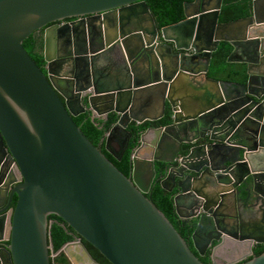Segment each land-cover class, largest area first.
Returning a JSON list of instances; mask_svg holds the SVG:
<instances>
[{
    "label": "water",
    "instance_id": "95a60500",
    "mask_svg": "<svg viewBox=\"0 0 264 264\" xmlns=\"http://www.w3.org/2000/svg\"><path fill=\"white\" fill-rule=\"evenodd\" d=\"M221 5L186 2L182 20L158 29L145 0H0V264H51L50 214L111 264H204L146 196L156 163L167 166L161 187L177 191V217L196 220L198 255L228 234L219 225L232 218L219 210L227 178L264 200V0L230 22L218 21ZM41 29L43 70L23 47ZM220 41L232 47L228 62L245 64L244 83L207 75ZM115 49L121 60L108 72ZM197 75L201 94L189 89ZM166 108L168 125L139 132L128 175L72 118L115 114L102 141L119 160L128 125ZM233 236L264 244L249 231ZM238 264H264V251Z\"/></svg>",
    "mask_w": 264,
    "mask_h": 264
},
{
    "label": "trees",
    "instance_id": "16d2710c",
    "mask_svg": "<svg viewBox=\"0 0 264 264\" xmlns=\"http://www.w3.org/2000/svg\"><path fill=\"white\" fill-rule=\"evenodd\" d=\"M190 1L192 0H145L158 29L182 20L184 17L183 5L184 3ZM250 15L251 0H222L218 21L230 22L248 17ZM23 47L27 50L28 54L31 56L34 62L43 70L44 60L42 54V30L29 35L23 41ZM231 50L232 47L228 42H219L215 51L212 52L207 75L218 80L244 83L247 77L246 66L243 63H233L227 61L228 55ZM72 118L85 134V136L95 146H98L100 139L103 137V134L111 128L112 124L116 121L117 116L111 113L107 120H103L100 118L92 119L90 113L86 111L77 116H73ZM169 122L170 111L167 108L162 118L156 121H145L138 126L134 123H131L129 125V131L134 135L132 137V139H134L137 138L139 131L144 130L148 126L158 127L166 125ZM133 143L134 142H130V145H133ZM187 148V146H184L183 154L186 153ZM129 149H127L120 160H116L113 157L109 156L103 148H101V151L123 174L128 175L130 169ZM156 167L159 169V171L157 169V173L155 175L153 183L146 196L149 197L150 200H152V202L155 204V206L165 214L174 228L181 234L186 242L189 243L188 239L195 227L196 220H184L177 217L174 209L172 193L166 191L160 185V173L162 172L161 168H159L160 164L157 163ZM47 222L49 226L47 232V243L49 246L51 245L53 250H56L70 238L67 232H71L72 229L56 215H48ZM93 251L97 257L105 261V259L97 250L93 248ZM263 251L264 246H261L254 250V255H258ZM197 257L204 264H209L207 255H197Z\"/></svg>",
    "mask_w": 264,
    "mask_h": 264
},
{
    "label": "flooded vegetation",
    "instance_id": "af4514ba",
    "mask_svg": "<svg viewBox=\"0 0 264 264\" xmlns=\"http://www.w3.org/2000/svg\"><path fill=\"white\" fill-rule=\"evenodd\" d=\"M64 22H71V19H67ZM41 30H42V39H43V29ZM105 58L109 59V61L113 64L116 63L118 64L120 63L119 60H121V55L115 49L114 52H110V51L107 52L105 54ZM110 114L106 117L99 116L97 118L107 120ZM129 125L127 127L128 131H129ZM149 127H154V126H148L144 130H141L139 132H143ZM129 133H130V138L124 153L130 147L129 149L130 150L129 157H130L131 153L134 152L133 150H135L138 147L136 143L139 137V133L137 138L134 139H132L134 135L130 131ZM103 137L100 139L98 146L100 149L103 148L104 151L109 156L113 157V155L107 151L104 141H102ZM130 142H134L133 145H130ZM184 146L186 145H183L181 149L182 154H183ZM111 150L112 152H115V154L119 153V151H117V149L114 146L111 147ZM147 152H150V150L148 149ZM156 165L157 163L155 164V169L157 170L158 168L156 167ZM163 166L167 168L166 165ZM163 166L160 164L159 168H163ZM164 177H165L164 174L161 172L160 181ZM227 180H229V190L225 193L224 196L225 198L222 201L223 203L219 210L223 215L225 216L229 215L232 218L231 220H227L228 219L227 217L219 218L221 219L219 221V225L223 227V229L228 234L230 233V235L226 234L224 236V239L221 240L220 242L213 241L212 244L207 248V250L202 255H199V256L207 255L209 259V264H238L254 256L255 249L264 246L263 243H256L252 245L248 241L245 242V240H241L238 237L233 236L234 234H239V235L244 234L246 233V231L247 232L249 231L251 235L257 237L264 236V200L262 201L259 198L256 199L255 194L252 193L251 190L248 194V192H246L245 190L246 188H249L247 184L245 183L237 184L236 180H230L229 178H227ZM167 185L168 187H171V183ZM176 192L177 191L174 188L170 193H172L173 195ZM15 203H16V196H13L10 206L14 207ZM67 234L70 238L66 242H64L56 250H53V248H51L52 250H49L51 264H54L53 263L54 261L56 262V264H111L103 255L102 257L105 259V261L97 257L93 251L94 247L91 244H89L87 241H85L83 238H81L76 232H74V230H72L71 232L68 231ZM188 240H189L188 245L191 246V249L195 251L192 245L191 235ZM94 249L97 250L96 248Z\"/></svg>",
    "mask_w": 264,
    "mask_h": 264
},
{
    "label": "crops",
    "instance_id": "0c3cea01",
    "mask_svg": "<svg viewBox=\"0 0 264 264\" xmlns=\"http://www.w3.org/2000/svg\"><path fill=\"white\" fill-rule=\"evenodd\" d=\"M103 66L105 69H109L108 72H112L113 70V63H111L109 61V59H105L104 62H103ZM201 85L204 83V78L201 77V75H197L195 76L194 78H190L189 79V89H190V92H193V93H197V94H201L202 93V89L200 88V86L198 85ZM157 108V105L153 104L151 106V113L154 112ZM246 242V241H245Z\"/></svg>",
    "mask_w": 264,
    "mask_h": 264
}]
</instances>
